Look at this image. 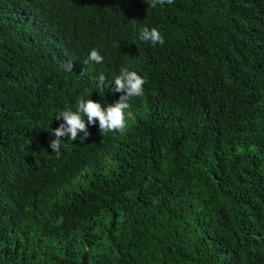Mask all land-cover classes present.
Returning <instances> with one entry per match:
<instances>
[{"label": "trees", "instance_id": "obj_1", "mask_svg": "<svg viewBox=\"0 0 264 264\" xmlns=\"http://www.w3.org/2000/svg\"><path fill=\"white\" fill-rule=\"evenodd\" d=\"M149 2L0 0V264H264V0ZM122 68L125 131L82 116L57 157Z\"/></svg>", "mask_w": 264, "mask_h": 264}, {"label": "clouds", "instance_id": "obj_2", "mask_svg": "<svg viewBox=\"0 0 264 264\" xmlns=\"http://www.w3.org/2000/svg\"><path fill=\"white\" fill-rule=\"evenodd\" d=\"M165 2L171 5L174 0H150L148 5L150 8H155L157 4L163 7ZM139 38L146 43L150 42L152 46H156L157 44L163 45L165 43L164 37L156 27L149 28L144 26L140 28ZM103 60L104 57L97 49L93 48L83 63L85 65L89 62L99 64L102 63ZM72 68L73 64L71 62L65 66L66 71H72ZM145 83L146 80L141 75L127 68L121 69L120 75L115 77L114 82L107 81L104 75H100L97 83L99 92H102L105 87L111 88L114 84L115 87L112 88V91L114 93H122V95H120L117 101L108 105L106 108L102 106L101 103L92 99L85 100L80 98L77 101L75 111L65 110L57 115L56 119L60 120L62 118L63 122L52 131V135L55 137V139L49 142V147L52 149V152L59 157L63 141L61 139L62 137H67L68 140L71 141H76L79 137L81 143H84L88 139L90 133L85 119H83L82 116L87 118L88 124L95 125L98 121L102 135L116 131L123 133L127 126L126 110L130 108L129 101L133 97L143 95ZM80 133H83V136H80Z\"/></svg>", "mask_w": 264, "mask_h": 264}]
</instances>
